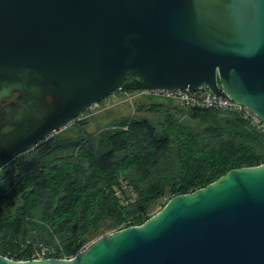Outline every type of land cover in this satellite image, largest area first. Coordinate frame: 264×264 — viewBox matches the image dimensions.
<instances>
[{
	"label": "water",
	"instance_id": "95a60500",
	"mask_svg": "<svg viewBox=\"0 0 264 264\" xmlns=\"http://www.w3.org/2000/svg\"><path fill=\"white\" fill-rule=\"evenodd\" d=\"M199 88L264 124V0H0V101L19 99L4 110L0 169L114 91ZM0 264H264V163L70 258Z\"/></svg>",
	"mask_w": 264,
	"mask_h": 264
},
{
	"label": "trees",
	"instance_id": "16d2710c",
	"mask_svg": "<svg viewBox=\"0 0 264 264\" xmlns=\"http://www.w3.org/2000/svg\"><path fill=\"white\" fill-rule=\"evenodd\" d=\"M132 106L96 132L75 118L0 171V256L70 258L173 195L264 163V138L238 114L143 96Z\"/></svg>",
	"mask_w": 264,
	"mask_h": 264
},
{
	"label": "built area",
	"instance_id": "2783aa9c",
	"mask_svg": "<svg viewBox=\"0 0 264 264\" xmlns=\"http://www.w3.org/2000/svg\"><path fill=\"white\" fill-rule=\"evenodd\" d=\"M121 91V90H119ZM125 97L129 98H140V97H151L163 100H169L176 102L181 105L204 108V109H215L220 111L232 112L238 114V116L245 119L250 125V129L254 130L264 138V124L260 122L257 117L253 115L248 109L240 104H235L228 99H223L212 94L203 88H199L194 92H186L180 90H138L131 91L129 93H123ZM45 250L38 251L36 257L33 259H44Z\"/></svg>",
	"mask_w": 264,
	"mask_h": 264
},
{
	"label": "rangeland",
	"instance_id": "374dc122",
	"mask_svg": "<svg viewBox=\"0 0 264 264\" xmlns=\"http://www.w3.org/2000/svg\"><path fill=\"white\" fill-rule=\"evenodd\" d=\"M136 99L137 98L125 97V95L114 92L103 101L101 100L97 105L87 108L82 115H80V119L86 120L87 131L96 132L102 128L108 127L115 120L134 115L135 113L132 105ZM162 201L163 200H160L159 203ZM158 210L159 204L155 205L153 208L155 213Z\"/></svg>",
	"mask_w": 264,
	"mask_h": 264
},
{
	"label": "flooded vegetation",
	"instance_id": "af4514ba",
	"mask_svg": "<svg viewBox=\"0 0 264 264\" xmlns=\"http://www.w3.org/2000/svg\"><path fill=\"white\" fill-rule=\"evenodd\" d=\"M17 96H18V94L13 93L11 96H9L7 98L4 97V99H2L0 101V125L3 124L5 122V120H6V118H7V114L4 111L6 109V107L9 108V109H11L12 106H15V105L18 104L19 99H17ZM9 109H8V113H9ZM10 118H12L11 115H10ZM4 137L5 136H4V134L1 133V127H0V140H2ZM33 148L30 149V150H33ZM30 150H27V151H25L23 153L21 152L20 155L17 156L16 158L12 159L11 161H7L6 164H4V165L1 166L0 171H2L4 169V167H6L7 165L14 164V161L16 159H19L20 157H24L26 155V153L28 151H30Z\"/></svg>",
	"mask_w": 264,
	"mask_h": 264
}]
</instances>
